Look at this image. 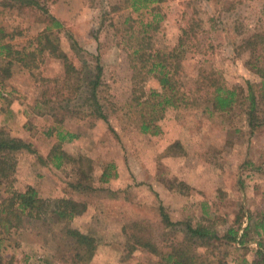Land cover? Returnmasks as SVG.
<instances>
[{
	"label": "rangeland",
	"instance_id": "1",
	"mask_svg": "<svg viewBox=\"0 0 264 264\" xmlns=\"http://www.w3.org/2000/svg\"><path fill=\"white\" fill-rule=\"evenodd\" d=\"M44 6L62 24L48 38L56 53L41 40L47 47L30 70L0 58V74L7 67L11 72L0 108L23 112L24 142L30 145L16 155L11 181L0 185V202L9 185L11 191L32 187L41 199L67 198L86 203L87 210L70 222L25 219L7 233L0 225V260L84 264L76 256L86 257L85 250L63 235L72 227L96 241L85 264H161L158 256L130 251L132 241L121 227L135 221L144 223L163 253L182 239L189 223L220 237L229 229L237 232L234 243L213 242L205 256L213 264L264 259V124L252 130L241 107L205 113L200 88L213 71L227 88L249 83L257 89L260 78L249 67L245 42L264 32V0H164L139 12L125 0H52ZM46 26L38 10L0 6L2 42L14 50L37 48ZM180 51L181 67L172 76L178 106L155 114L148 106L162 91L148 71L156 61L173 71L177 58L170 55ZM64 56L79 71L78 92L73 89L79 79L64 72ZM96 65L102 69L99 92L107 122L82 104ZM10 119L1 130L13 137L19 131ZM143 122L148 132L141 131ZM57 131L77 136L62 143L71 161L60 168L48 159ZM110 164L116 177L102 184ZM161 207L175 226L166 227Z\"/></svg>",
	"mask_w": 264,
	"mask_h": 264
},
{
	"label": "trees",
	"instance_id": "2",
	"mask_svg": "<svg viewBox=\"0 0 264 264\" xmlns=\"http://www.w3.org/2000/svg\"><path fill=\"white\" fill-rule=\"evenodd\" d=\"M50 1L52 0L0 1V6L3 8H30L38 10L47 21V26L38 37L37 48L31 50V52H27L25 49L14 50L10 43L2 42L5 38L1 35L2 30L0 29V58L9 60L6 63L8 66H11L13 62H18L21 63L24 68L30 70V66L33 65L37 56L43 53L47 47L46 45H41V40L47 41L46 43L51 49L50 54L51 52L56 53V47L49 42L48 38L53 29H60L62 24L46 10L44 4ZM163 1L164 0H125V3L126 6L134 12H139L143 9H148L153 4H158ZM245 47L249 50L250 58L252 59V62H248L249 67L260 78L257 89L255 90L254 86L249 83L246 84L245 88L240 86L227 88L219 78H216L217 74L212 71L208 77L210 83L200 87L205 90L206 94L205 101L202 104V110L209 115H213L215 113H229L236 107H241L246 116L248 126L254 130L256 127L264 124V118L258 116L261 113L264 114V32L250 36L245 42ZM181 54H183L182 51H180V55L177 57L172 56L173 54L170 55V58H177L176 67L173 68V71L167 69V65L163 61L154 62L148 71L154 72L157 75L158 84L162 91L160 94H156V99L148 106L155 114H162L167 107L177 108L178 106V99L175 100L177 92L174 90L175 87L173 86L172 76L177 69L181 67L179 64ZM57 58L61 57L58 55ZM62 61L64 63V72L66 76H75L78 78L79 71H77L72 64L68 63V59L65 56L64 58L62 57ZM94 70L95 74L93 80L84 85V88L87 89V93L82 97V104L85 108L89 109V115L107 122L108 119L104 113L99 92L102 69L99 65H96ZM10 74L11 72L8 67L3 68L2 75L0 74V82L9 78ZM78 79L79 80L75 82L74 92L80 90L79 81H82L80 78ZM62 109H65V106H63ZM61 122L62 120L56 123L60 124ZM140 129L142 132H148L150 128L146 122H143ZM56 133L57 144L52 148L48 155V159L55 168H60L63 162L71 161L70 156L62 150V143L76 139L77 136L75 134H67L60 131ZM46 136H50V132L46 134ZM21 151H30V145L21 139L10 137L0 130V185L3 183L8 184L11 181L17 167L16 155ZM113 169V164L107 165L99 178V182L105 184L111 178H115L116 174L111 173ZM5 192L8 193L7 197L3 198L0 202V225L4 233H7L11 229L19 230L23 226L25 219L42 221L44 224L46 223L44 218H46V220L52 219L70 222L87 210L86 203L67 198H57L54 201L41 199L36 190L32 187H27L25 190L21 191H11L9 185V188H7ZM160 216H162V221L166 227L171 228L175 226V224L168 219L167 215L164 214L162 207L160 208ZM121 231L132 241L130 251L138 249L158 256L160 257L161 264H213L205 257L208 255L207 250L214 245L213 242L221 241L223 238L232 243L237 241V232L234 229H229L227 231L226 238V235L220 237L209 227L202 225L193 226L187 223L183 230L182 239L176 244L172 243L170 249L163 253L158 248L153 234L149 232L143 222L135 221L127 223L121 227ZM63 233L66 238H69L73 242V245L77 246V249L80 251L85 250L84 255H86V257L79 256V254H77L76 257H83L84 264L86 261L88 262L94 255L96 241L77 228L66 227L63 229ZM198 248H203V254L196 253ZM0 264H12V261L2 262V260H0ZM217 264L223 263L218 262ZM250 264H264V259L255 260Z\"/></svg>",
	"mask_w": 264,
	"mask_h": 264
},
{
	"label": "crops",
	"instance_id": "3",
	"mask_svg": "<svg viewBox=\"0 0 264 264\" xmlns=\"http://www.w3.org/2000/svg\"><path fill=\"white\" fill-rule=\"evenodd\" d=\"M4 81V80H3ZM2 82H0V103H3V100L5 101V98L7 96L6 92L8 91L7 89V81H6V85ZM1 105V104H0ZM2 107V106H0ZM12 117L16 123V126L18 127V133H14V131H12V135L13 137H16L18 139H22V141H25V137L23 136L25 132V124H26V119H25V115L23 114V112H20L19 110H14L13 106L9 107L8 109L5 107L0 108V130L2 129V127H4L5 121L7 120V125L11 122L10 117ZM74 140V139H73ZM49 152V151H48ZM47 152V153H48Z\"/></svg>",
	"mask_w": 264,
	"mask_h": 264
}]
</instances>
